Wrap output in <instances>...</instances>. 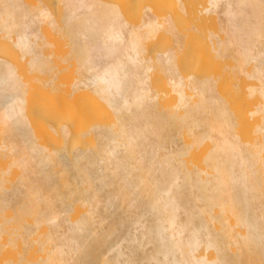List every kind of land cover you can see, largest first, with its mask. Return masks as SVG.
Instances as JSON below:
<instances>
[{"label":"bare ground","instance_id":"obj_1","mask_svg":"<svg viewBox=\"0 0 264 264\" xmlns=\"http://www.w3.org/2000/svg\"><path fill=\"white\" fill-rule=\"evenodd\" d=\"M201 1L213 56L258 82L249 138L212 73L180 71L169 18L172 45L146 56L161 26L150 5L134 20L114 0H0V38L25 60L0 51V264H264V0ZM32 89L94 95L111 116L82 143L54 126L48 144ZM8 245H22L17 259H1Z\"/></svg>","mask_w":264,"mask_h":264},{"label":"rangeland","instance_id":"obj_2","mask_svg":"<svg viewBox=\"0 0 264 264\" xmlns=\"http://www.w3.org/2000/svg\"><path fill=\"white\" fill-rule=\"evenodd\" d=\"M119 3L122 9L125 11L129 19H137L143 14L144 7L146 5L151 6V14H153L157 21L163 22L165 18H169L178 31L179 41L175 45V54L177 64L184 75L187 73H197L198 75H205L210 73L213 75L215 80V90L229 100L230 106L237 110L234 113L240 114L236 120L242 121V127L240 123L236 127L237 131L240 132L241 138H249L251 131L254 126L255 120L258 116L251 118L249 112L256 106L260 100L259 96H249V85H258L255 79L247 78L241 74L235 77L230 69L226 65H233L231 59L220 60L215 58L211 51L210 44L207 38L208 30L211 28H217V21L214 15H207L201 12L204 4L201 0H114ZM54 7V6H53ZM209 27V29H207ZM50 40H56L53 38V34H49ZM173 39L171 34L166 30L164 26H157L156 29L152 30L147 43H146V56H152L154 50L159 51L166 49L171 46ZM171 44V45H170ZM159 49V50H158ZM0 51L15 62L19 70L25 66V60L22 59L14 50L10 49L7 44L0 38ZM155 51V52H156ZM154 55V53H153ZM214 55V56H213ZM225 61V62H223ZM225 63V64H223ZM69 70L64 71L63 76L66 81H70L72 77L76 75L72 65H68ZM224 67V68H223ZM196 71V72H195ZM203 72V73H202ZM201 73V74H200ZM195 74V75H197ZM161 74L155 70L151 71V86L157 88L160 91L169 93V96L163 99L165 103H171L175 100L176 95L173 93L166 84V78L160 76ZM207 76V75H206ZM241 76V77H240ZM236 78H238L236 80ZM237 83V84H236ZM69 88V85H67ZM70 90V89H68ZM64 94L60 98H54L53 96L45 95L40 97L36 89L31 90L32 101L29 103V113L35 119L40 120L39 115L43 114V122L46 126L45 129L38 128L36 131L42 137V141L48 144H53L54 140L58 135L56 127L62 123L68 125V136L73 140L87 141L90 137L91 127L93 123H103L108 120L111 116L110 110L104 105V103L96 96L78 92L71 94ZM159 92V91H158ZM161 92V94H162ZM44 106V112L39 110V106ZM234 110V111H235ZM243 114V115H242ZM45 115V116H44ZM246 115V116H245ZM236 116V114H235ZM242 116V118H241ZM251 118V119H247ZM237 117V116H236ZM240 121V122H241ZM251 123V124H250ZM247 124V125H246ZM252 125V127L250 125ZM245 125V126H244ZM242 128V129H241ZM248 129L246 131V129ZM240 129V130H239ZM245 132H247L245 134ZM248 136V137H247ZM187 141L188 138L186 137ZM84 143V142H83ZM209 145V141L200 145L199 150H203ZM198 150V151H199ZM192 156H189L191 158ZM6 163V160H1L0 163ZM197 163V160H196ZM12 172H16L14 169ZM6 235H4V241ZM22 250V245H19L16 249L11 248L9 245L5 247L1 259H17L19 252ZM202 253V252H200ZM210 258V252H206ZM44 256V253L33 247L29 253V258L37 259Z\"/></svg>","mask_w":264,"mask_h":264}]
</instances>
